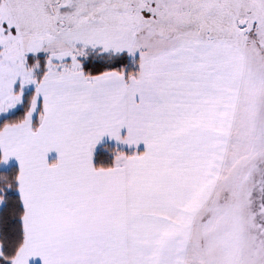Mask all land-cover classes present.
<instances>
[{
  "label": "crops",
  "instance_id": "crops-1",
  "mask_svg": "<svg viewBox=\"0 0 264 264\" xmlns=\"http://www.w3.org/2000/svg\"><path fill=\"white\" fill-rule=\"evenodd\" d=\"M97 52L132 58L117 44ZM136 58L134 75L47 62L25 120L0 132L26 211L16 264L236 258L243 162L264 148L260 71L229 38L147 41ZM104 146L114 166L96 169Z\"/></svg>",
  "mask_w": 264,
  "mask_h": 264
},
{
  "label": "rangeland",
  "instance_id": "rangeland-1",
  "mask_svg": "<svg viewBox=\"0 0 264 264\" xmlns=\"http://www.w3.org/2000/svg\"><path fill=\"white\" fill-rule=\"evenodd\" d=\"M193 38L234 40L264 81V0H0V122L22 107L42 63L66 61L64 68L75 69L100 57L99 47L117 44L136 64L147 41ZM254 151L260 158L243 162L244 211L236 258L227 264H264V148Z\"/></svg>",
  "mask_w": 264,
  "mask_h": 264
},
{
  "label": "trees",
  "instance_id": "trees-1",
  "mask_svg": "<svg viewBox=\"0 0 264 264\" xmlns=\"http://www.w3.org/2000/svg\"><path fill=\"white\" fill-rule=\"evenodd\" d=\"M34 58L28 59L30 66L34 65ZM139 61L136 64L129 59L126 54L95 57L91 56L84 61L83 70L88 76H98L107 72H126L128 75H134L138 72ZM45 64H41L42 72L38 74L41 79L45 71ZM34 91L25 96L22 107L14 114L4 118L0 122V132L9 125H18L22 123L30 109ZM39 125L36 119L34 127ZM114 147L104 146L98 149L94 155V167L96 169H109L114 166ZM2 152L0 150V165L2 163ZM19 175L18 167L13 166L8 169L0 170V200L3 201L0 209V264H13L20 250L26 241V232L24 226V217L26 214L22 197L19 193Z\"/></svg>",
  "mask_w": 264,
  "mask_h": 264
},
{
  "label": "water",
  "instance_id": "water-1",
  "mask_svg": "<svg viewBox=\"0 0 264 264\" xmlns=\"http://www.w3.org/2000/svg\"><path fill=\"white\" fill-rule=\"evenodd\" d=\"M238 25H239V27H241V28L246 27V26H247V21H246V19H241V20H239Z\"/></svg>",
  "mask_w": 264,
  "mask_h": 264
}]
</instances>
